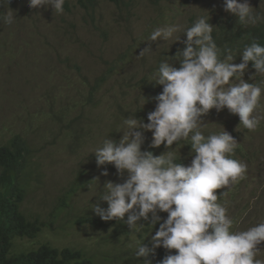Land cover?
Segmentation results:
<instances>
[{
	"label": "clouds",
	"instance_id": "obj_1",
	"mask_svg": "<svg viewBox=\"0 0 264 264\" xmlns=\"http://www.w3.org/2000/svg\"><path fill=\"white\" fill-rule=\"evenodd\" d=\"M18 1L40 15L48 30L43 47L24 43L17 51H26L18 61L31 80L28 94L50 95L60 121L64 112L92 102L91 92L96 97L112 76L113 69L105 70L90 86L82 75L91 53L112 39L108 6L122 4L127 10L137 0ZM161 1L147 0L157 10V24L165 25L177 6L171 2L158 10ZM262 3L224 0V18L213 22L202 15L188 22L176 38L180 48L174 57L160 63L154 80H143L153 89L143 101L149 109L125 118L123 137L107 139L94 150V164L105 169L102 175L117 170V179L125 173L127 179L107 180L91 209L73 207L77 194L92 183L81 170L46 217H29L27 197L41 182L40 175L33 176V163L53 137L47 128L28 129L0 142V155L17 151L6 165L0 160V236L21 232L20 215L40 219L45 227L36 241L15 242L24 243L16 245L19 250L40 246L34 264H264V183L242 190L251 166L264 156V145H245L264 131V44L240 37L237 29L264 31ZM116 14L124 18L122 11ZM14 19L12 11L3 16L7 24ZM224 29L231 31L229 44ZM177 31L176 26L157 28L149 39L168 41ZM166 45L155 50L147 45L139 54ZM55 59L58 66L51 65ZM62 79L68 81L66 88ZM10 80L3 79L0 90ZM80 139L74 135L68 144ZM7 167H12L9 173ZM113 223L123 231H114Z\"/></svg>",
	"mask_w": 264,
	"mask_h": 264
},
{
	"label": "rangeland",
	"instance_id": "obj_2",
	"mask_svg": "<svg viewBox=\"0 0 264 264\" xmlns=\"http://www.w3.org/2000/svg\"><path fill=\"white\" fill-rule=\"evenodd\" d=\"M171 2L176 3L177 8L173 9L165 25L157 24V10L147 0H137L134 7L127 10L122 4L108 6L112 39L103 50L96 49L91 53L90 58L82 64V75L90 86L105 70L113 69L112 76L104 88L98 90L94 101L85 100L81 108L76 107L71 113L64 112L58 121L51 110L54 100L50 95L42 91L28 94L31 80L25 77L23 65L18 61L26 51H23V55L17 52L24 43L43 47L47 42L48 30L40 15L30 11L18 0H0V84L3 79L11 77L5 89L0 90V142L28 129L40 132L47 128L49 137H53L47 138V142L53 144L33 163V176L40 175L41 182L32 185L27 197L24 210L29 217H46L58 197L69 188L81 170L84 171L83 178L91 179L92 183L73 200L76 211L91 209L103 193L107 180L123 183L127 179L126 173L123 178L119 176L117 179V170L113 173L106 170L109 175H102L105 169L98 170L94 164V150L102 147L107 139L123 137L120 131L125 118L138 111L145 114L149 109L150 106L143 101L147 94L153 93V89L145 86L143 80H154L160 63L174 57L180 48L176 38L183 35L188 22L202 15L209 16L213 22L223 17L224 0H162L158 10L169 7ZM260 7L264 8V3ZM8 11H12L15 18L11 24L3 22V16ZM120 11L124 13V18L116 14ZM172 26H176L178 31L168 41L152 42L149 39L157 28ZM165 44V47L152 54L151 51L143 56L139 54L147 45L155 50ZM51 65L58 66L59 61L55 59ZM60 84L66 88L68 81L62 79ZM74 135H80L81 139L68 144ZM144 136L145 140L148 139L149 132H145ZM257 136L259 140H246L245 145L261 149L264 131ZM262 183L264 156L251 166L242 181V190L249 192ZM260 218H264V204ZM23 244L19 242L17 245Z\"/></svg>",
	"mask_w": 264,
	"mask_h": 264
},
{
	"label": "trees",
	"instance_id": "obj_3",
	"mask_svg": "<svg viewBox=\"0 0 264 264\" xmlns=\"http://www.w3.org/2000/svg\"><path fill=\"white\" fill-rule=\"evenodd\" d=\"M122 0H117V2H121ZM220 26H226V25H218ZM239 31V36L245 39H248L250 42L258 41L261 44H264V31L259 30L257 28L253 29H242L237 28ZM226 31L224 35V42L226 44H229L231 42L230 35L231 31L230 29H224ZM102 85L104 84L105 80L100 79L98 80ZM88 100L94 101L95 96L94 93L91 92L89 95ZM15 150L7 149L0 155V160L3 162V164L6 165V162H8V159H14L16 155ZM12 167H7L8 173L11 170ZM24 174L28 176V172L24 171ZM63 209V208H61ZM20 223L22 225L21 232L14 236L12 233H5L0 236V264H34L33 260L40 249V246H31L27 245L24 247L23 250H19L15 243L17 240H23L26 239L28 241V244H32L34 241H36L41 234H43L45 225L41 222L40 219H34L31 220L29 218H25L24 216L20 215ZM112 229L114 231H123L122 225L119 223H113ZM35 239V240H33Z\"/></svg>",
	"mask_w": 264,
	"mask_h": 264
}]
</instances>
